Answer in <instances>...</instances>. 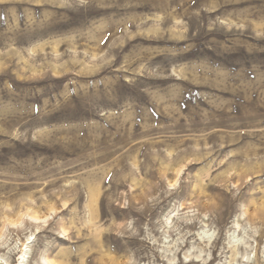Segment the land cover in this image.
<instances>
[{
	"label": "rangeland",
	"instance_id": "374dc122",
	"mask_svg": "<svg viewBox=\"0 0 264 264\" xmlns=\"http://www.w3.org/2000/svg\"><path fill=\"white\" fill-rule=\"evenodd\" d=\"M23 244L264 264V0H0V264Z\"/></svg>",
	"mask_w": 264,
	"mask_h": 264
},
{
	"label": "bare ground",
	"instance_id": "6f19581e",
	"mask_svg": "<svg viewBox=\"0 0 264 264\" xmlns=\"http://www.w3.org/2000/svg\"><path fill=\"white\" fill-rule=\"evenodd\" d=\"M202 234H207V232L206 231H204ZM233 239H235L234 241H237L236 239V236H234L233 237ZM25 246V244H23V248L21 249V256H20V260H21V262L19 263V264H24L23 262L25 261V259H27L26 258V256H28L27 255V248H28V246H26V247H24ZM44 262H46L47 264H53L50 260H48V259H45V261Z\"/></svg>",
	"mask_w": 264,
	"mask_h": 264
}]
</instances>
